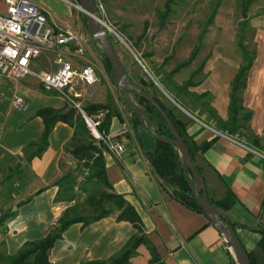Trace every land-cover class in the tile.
Masks as SVG:
<instances>
[{"label": "crops", "instance_id": "crops-1", "mask_svg": "<svg viewBox=\"0 0 264 264\" xmlns=\"http://www.w3.org/2000/svg\"><path fill=\"white\" fill-rule=\"evenodd\" d=\"M36 3L47 8L40 1ZM70 12L71 9L66 19L52 12L50 14L61 27H69L82 34L69 18ZM68 56L75 63L80 62L71 53ZM52 57L51 52H42L32 62L33 69L50 70ZM38 59L44 60L43 67H38ZM82 60L94 64L102 83L99 77L101 84L95 90L93 86L85 87L81 101L85 105L106 103L107 90L110 89L107 74L95 65L90 42ZM236 72L232 74V79ZM244 82L240 97L244 112H251L247 126L251 134L264 139V32L257 33L255 56ZM6 86L12 95L23 96L29 108L24 112L11 106L6 108L0 124V149L19 155L23 158L22 162H26L23 148L37 141L44 129L42 119L35 112L43 107L59 109L66 102L56 93L44 91L31 76L8 80L0 75V89ZM229 87L231 84L225 89L224 106L229 101ZM121 120L117 116L111 117L108 134L121 142L125 151L121 160L117 161L111 152L103 150L106 176L113 190L122 194L138 212L144 232L161 260L165 264H237L229 245L213 224L203 214L175 200L170 195L171 186L161 185L160 178L144 155L156 146V139L148 128L143 124L134 128L130 118ZM186 132L196 144L212 137L200 130L194 121L186 126ZM72 135V127L62 121L56 122L49 133L45 150L28 163L27 169L32 174L25 188V199L28 200L13 209L16 215L4 221V233L0 240L4 242L7 254L17 253L25 241L43 238L53 222L73 203L54 200L58 190L55 182L75 166V161L66 153ZM194 165L203 178L211 201L220 202L227 190L234 194L232 205L225 208L218 204L217 211L226 221L235 224L237 238L252 262L264 264V251L259 246L264 236V151L248 147L242 139L218 134L209 148L196 152ZM134 232L129 222L118 221L114 215L86 226L73 223L49 250V261L51 264H82L108 260L121 251ZM135 251L127 264H149L151 256L144 244H140Z\"/></svg>", "mask_w": 264, "mask_h": 264}, {"label": "rangeland", "instance_id": "rangeland-1", "mask_svg": "<svg viewBox=\"0 0 264 264\" xmlns=\"http://www.w3.org/2000/svg\"><path fill=\"white\" fill-rule=\"evenodd\" d=\"M32 1L42 2L50 12L63 19L71 9L69 18L92 44L95 65L107 74L110 89L107 90V102L103 104L109 106L111 115L118 110L123 114L121 121H127L130 113L107 71L102 49L87 31L84 13L77 7V0ZM166 1L95 0L130 80L158 97L180 120L183 119L186 126L194 121L200 130L211 136L222 134L216 127L219 121H226L228 117L229 101L222 105L225 89L231 84L232 74L243 63L238 42L242 36L249 54L256 51L257 33L264 32V0H174L170 14L161 22ZM209 18L211 22H208ZM195 50L192 62L172 73V69ZM44 63L43 59L37 60L39 68ZM99 77L102 83L98 74L97 82L92 85L94 90L101 84ZM184 84L187 87H182ZM206 91L210 92L209 96L202 95ZM12 96L8 86L0 89V100L6 101L7 107ZM133 96L130 93V97ZM81 106L85 108V102L81 101ZM242 134L245 131L239 128L230 136L240 139ZM22 161L23 158H11L0 150V216L15 209L26 197L25 188L32 174L26 167L14 174L15 168L25 166ZM78 189L79 183L74 186L76 198L71 206L80 205L79 209L83 210L85 206L81 202L86 193L82 194ZM4 225L5 222L0 224V239ZM5 254L4 242L0 240V263Z\"/></svg>", "mask_w": 264, "mask_h": 264}, {"label": "trees", "instance_id": "trees-1", "mask_svg": "<svg viewBox=\"0 0 264 264\" xmlns=\"http://www.w3.org/2000/svg\"><path fill=\"white\" fill-rule=\"evenodd\" d=\"M173 1L174 0L166 1L165 11L162 12L160 16L161 22L165 21L166 17H168L170 14ZM213 14L214 12L211 15ZM211 18H209L208 22L212 21ZM242 38L243 37L241 36L238 46L243 56V63L239 66L231 82L228 117L226 121H219V126L216 127V129L223 134L233 135L239 128H241L245 131V134H242L240 139H242L248 147L258 151H264V139H260L259 137L251 134L247 126L251 112H244V108L241 104L240 92L244 88L246 73L250 68L255 56V51H253L252 54H249L246 46L242 43ZM195 55L196 50L186 60L177 64V66L172 69V73H176L180 68L190 64ZM104 62L109 75L113 76L110 64L105 57ZM188 83L189 82L186 84ZM186 84H184L182 87H187ZM150 94L161 106L183 138V141L185 142L190 152L191 159L194 163L196 152H203L209 148L214 143L217 135H213L211 139L204 140L200 144H196L192 137H190L185 131L186 123L182 122L180 118L177 117L174 112L169 109L158 97L152 93ZM209 94L210 92L206 91L202 95L209 96ZM132 100L133 102H136V104L142 108L144 113L154 122L155 131L159 135L164 137L171 136L165 120L152 104H150L144 98H139L135 94ZM108 107L109 106L106 104H88L84 109L87 113H93L100 108ZM6 108V101L0 100V124L2 122L3 114ZM127 110L130 113V122L134 128L138 124L144 125L143 120L138 118L129 109ZM35 115L39 116L43 121V132L37 141L31 142L23 148V154L26 161L25 166L23 165V167L19 166L15 168L14 174L24 170V167L27 168L28 163L33 157L42 154L48 144V136L54 124L58 121H62L73 129V135L67 145L66 153L69 158L75 161V166L55 182V186L58 187V190L54 200L74 202L76 198L74 194V186L79 183L78 190H80V192L82 191L86 193L85 198L81 202V205H84L85 208L80 210V205L76 204H74V206H68L63 211L62 215L55 221V226H52V229H50L43 238L25 241L17 253L13 255L5 254L2 261L3 263L0 264H51L48 257L49 250L52 248L55 241L61 238L62 233L68 228V226L73 223H81L82 226H86L110 215H114L115 219L118 221L129 222L134 228L135 232L126 241L121 251L108 260L93 261L82 264H127L129 259L136 254L135 250L140 244H144L150 252L151 258L149 264H165L161 260V257L158 254L155 246L146 236L141 218L136 209L124 198L122 194L116 193L113 190V187L106 176L105 162L103 157L104 148L103 146H98L95 143L81 114L75 108L65 104L59 109L53 107L40 108L35 112ZM112 116H117L121 120V114L118 110H115L113 115L110 114L109 110V113L106 115L101 125L102 128L107 132ZM242 123L244 124L241 125ZM0 150L2 153L11 158H14V156L20 157L19 155L6 153L2 149ZM144 155L153 172L160 178L161 185L163 186L164 184L171 186L172 189L170 190V195L186 208L201 213L205 216L192 194L188 178L182 169L181 157L177 148L169 143L156 140L155 148L152 151L144 152ZM195 168L198 171L196 166ZM84 172H86L85 175H83ZM188 174H190L189 171ZM80 175H82V177L79 180ZM27 200L28 198H24L17 203V206L21 205ZM209 201L216 210L218 204L222 207L228 208L235 201V196L230 190H227L225 197L220 202L215 203L210 199ZM14 215H16L15 211L7 210L0 216V224ZM208 222L211 223L209 220ZM228 223L234 230L235 224L231 222ZM259 246L264 251V236L259 242ZM251 263L254 264L252 260Z\"/></svg>", "mask_w": 264, "mask_h": 264}, {"label": "built area", "instance_id": "built-area-1", "mask_svg": "<svg viewBox=\"0 0 264 264\" xmlns=\"http://www.w3.org/2000/svg\"><path fill=\"white\" fill-rule=\"evenodd\" d=\"M88 42L89 38L83 34L54 22L49 10L32 0H0V75L11 80L31 76L44 91L59 95L81 114L95 143L120 161L124 145L101 126L108 108L87 113L81 106L84 88L98 80L94 64L82 60ZM42 52L53 54L48 71L32 67ZM69 53L80 62L75 63ZM10 106L24 112L29 103L23 96L13 95Z\"/></svg>", "mask_w": 264, "mask_h": 264}, {"label": "water", "instance_id": "water-1", "mask_svg": "<svg viewBox=\"0 0 264 264\" xmlns=\"http://www.w3.org/2000/svg\"><path fill=\"white\" fill-rule=\"evenodd\" d=\"M77 2V7H79L84 13V19L89 35L100 46L103 56L110 64L113 73V84L122 98L123 104L138 118L143 120L144 126L148 128V132L156 140L169 143L177 148L181 157L183 172L188 178L192 194L202 212L217 231L224 237L237 264H252L231 225L223 219L219 212L210 203L203 178L196 170L190 152L172 121L150 93H148L142 86L130 80L122 61L108 36L107 32L109 27L103 21L95 0H77ZM243 16L245 17V14ZM130 93L135 94L139 98H144L156 108L165 120L171 136L164 137L155 131L154 122L144 113L140 106L133 102ZM188 171L190 174H188Z\"/></svg>", "mask_w": 264, "mask_h": 264}]
</instances>
